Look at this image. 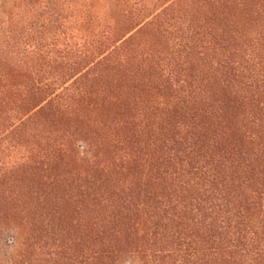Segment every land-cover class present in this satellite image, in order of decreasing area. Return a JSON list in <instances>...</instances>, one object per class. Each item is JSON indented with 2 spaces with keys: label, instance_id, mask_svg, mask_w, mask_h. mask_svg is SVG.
<instances>
[{
  "label": "trees",
  "instance_id": "obj_1",
  "mask_svg": "<svg viewBox=\"0 0 264 264\" xmlns=\"http://www.w3.org/2000/svg\"><path fill=\"white\" fill-rule=\"evenodd\" d=\"M87 8L0 47L11 264H264V0Z\"/></svg>",
  "mask_w": 264,
  "mask_h": 264
},
{
  "label": "rangeland",
  "instance_id": "obj_2",
  "mask_svg": "<svg viewBox=\"0 0 264 264\" xmlns=\"http://www.w3.org/2000/svg\"><path fill=\"white\" fill-rule=\"evenodd\" d=\"M140 1V0H132ZM151 3H171L177 0H148ZM113 0H0V47L4 37L7 35L13 20L21 23L20 27H25L27 35L32 37L33 30H37L34 35L52 37L56 31L54 21L83 19L87 17V7L96 5V9L103 15H110V4ZM51 23V29L42 27L44 22ZM37 24L34 26V23ZM55 46L49 45V48ZM18 247L15 233L13 231H2L0 233V264H11ZM127 264H131L127 262Z\"/></svg>",
  "mask_w": 264,
  "mask_h": 264
}]
</instances>
